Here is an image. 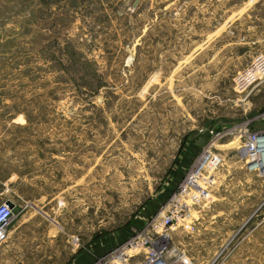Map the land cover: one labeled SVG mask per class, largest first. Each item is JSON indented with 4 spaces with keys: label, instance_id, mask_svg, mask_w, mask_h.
Here are the masks:
<instances>
[{
    "label": "rangeland",
    "instance_id": "rangeland-1",
    "mask_svg": "<svg viewBox=\"0 0 264 264\" xmlns=\"http://www.w3.org/2000/svg\"><path fill=\"white\" fill-rule=\"evenodd\" d=\"M263 54L264 0H0V192L75 215L93 264L153 231L213 141L215 200L173 238L197 264H264V175L238 148L264 125ZM0 264L43 263L6 242Z\"/></svg>",
    "mask_w": 264,
    "mask_h": 264
},
{
    "label": "built area",
    "instance_id": "built-area-1",
    "mask_svg": "<svg viewBox=\"0 0 264 264\" xmlns=\"http://www.w3.org/2000/svg\"><path fill=\"white\" fill-rule=\"evenodd\" d=\"M257 65L249 72L255 75L254 79H262L264 76V54L261 65L258 67ZM248 123L243 124L242 130L238 134L240 137H244L241 138V146L238 147L239 150L240 147L242 148V166L251 173L264 175V125L252 130ZM210 131L214 134L215 139L224 134L221 130L213 127ZM213 143L212 141L202 149L178 191L172 195V202L154 223L153 231L144 235L141 233L136 235L121 250L103 257L93 264H197L184 246L175 241L171 229L180 218L185 216L192 217V221L185 222V226L193 228L194 221L198 217H195L193 221L192 211L201 203L210 205L215 200L214 186L217 180L215 172H218L225 163L226 152L217 149ZM15 207L14 199L0 192V246L7 242L8 226L16 213ZM238 235L239 233L231 237L228 242ZM75 240H79L78 235L75 236ZM221 254L219 253L218 257Z\"/></svg>",
    "mask_w": 264,
    "mask_h": 264
},
{
    "label": "crops",
    "instance_id": "crops-1",
    "mask_svg": "<svg viewBox=\"0 0 264 264\" xmlns=\"http://www.w3.org/2000/svg\"><path fill=\"white\" fill-rule=\"evenodd\" d=\"M226 155L228 154L226 153ZM239 167L244 168L242 164ZM233 176H229V178ZM226 179L228 178L224 177L222 181L224 182ZM239 182L243 183V181ZM217 195L219 200L226 197L221 190ZM18 196L13 190L9 194V197L16 203V213L8 226L7 242L8 246L21 256L23 262L82 264L94 259L95 251L82 249L80 219L76 228L75 215L67 219L63 210L46 208L45 203H41L39 206L36 202H32L30 208L20 210ZM53 198L48 197L46 202L48 203ZM207 208L210 209V207ZM222 211L224 216L229 214L226 209H219V216L223 215ZM250 216L252 215H248L245 220ZM77 235L79 236L78 241L75 240ZM238 236L241 237L240 234Z\"/></svg>",
    "mask_w": 264,
    "mask_h": 264
},
{
    "label": "trees",
    "instance_id": "trees-1",
    "mask_svg": "<svg viewBox=\"0 0 264 264\" xmlns=\"http://www.w3.org/2000/svg\"><path fill=\"white\" fill-rule=\"evenodd\" d=\"M84 81V80H83ZM87 81V80H86ZM104 84L101 83V84H96V85H93L91 86V89L94 88V93L98 92L99 89L103 86ZM187 138L186 136H184L182 139H181V143H180V148H179V151L182 149V147L184 146L185 142H186Z\"/></svg>",
    "mask_w": 264,
    "mask_h": 264
},
{
    "label": "water",
    "instance_id": "water-1",
    "mask_svg": "<svg viewBox=\"0 0 264 264\" xmlns=\"http://www.w3.org/2000/svg\"><path fill=\"white\" fill-rule=\"evenodd\" d=\"M8 202L10 203V201L8 200ZM11 204V203H10Z\"/></svg>",
    "mask_w": 264,
    "mask_h": 264
}]
</instances>
